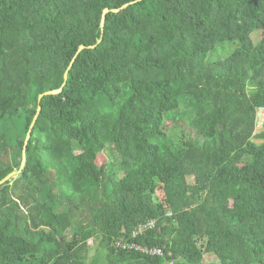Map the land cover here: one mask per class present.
<instances>
[{
  "label": "trees",
  "instance_id": "trees-1",
  "mask_svg": "<svg viewBox=\"0 0 264 264\" xmlns=\"http://www.w3.org/2000/svg\"><path fill=\"white\" fill-rule=\"evenodd\" d=\"M262 109L264 0H0V264H264Z\"/></svg>",
  "mask_w": 264,
  "mask_h": 264
},
{
  "label": "water",
  "instance_id": "water-1",
  "mask_svg": "<svg viewBox=\"0 0 264 264\" xmlns=\"http://www.w3.org/2000/svg\"><path fill=\"white\" fill-rule=\"evenodd\" d=\"M132 3H133V2L126 3V4L122 5V6L119 7V8H112V9H111V8H105V9H104V12H103V15H102V20H101V28H102V31H104V29H105V23H106V19H107V15H108V13H110V12H119L120 10H122V9H124V8H127V7H128L130 4H132ZM101 40H102V37L99 38L98 42H100ZM87 47H96V45L86 46V45L82 44V45L80 46V48H79L77 54H78L79 52H81L83 49L87 48ZM76 57H77V55L74 57V60L76 59ZM74 60H73V62H74ZM71 66H72V64L70 65V67H69L68 70L66 71L64 79H66V78L68 77L69 70H70ZM64 84H65V81L62 83V86H61L60 88H58V89H53V90H49V91H47L46 93L41 94V95H40V98H42L45 94H55V93H60V92L63 90L64 86H65ZM41 110H42V106H41V104H40L39 107H38V112H37V115H36V117H35V120H36V118L38 117V115H39V113L41 112ZM35 120H34V122H35ZM34 122H33V124H32V127L34 126ZM32 127H31V128H32ZM31 133H32V129H30V131H29V133H28V136H27V139H26V142H25V148H24V156H23L22 168L26 165V160H27L26 146L28 145V142H29V140H30ZM19 172H21V170L11 172V173H10L9 175H7L3 180L0 181V184L3 183V182H5L6 180L10 179L11 177L15 176V175H16L17 173H19Z\"/></svg>",
  "mask_w": 264,
  "mask_h": 264
},
{
  "label": "rangeland",
  "instance_id": "rangeland-1",
  "mask_svg": "<svg viewBox=\"0 0 264 264\" xmlns=\"http://www.w3.org/2000/svg\"><path fill=\"white\" fill-rule=\"evenodd\" d=\"M260 33H257V34H254V37L255 38H261L260 37ZM235 48V44L234 43H230V44H227V45H224L223 47H218V49L216 51L217 54L219 56H226L229 52H231V50H233ZM88 90L93 93V90H94V87H92V83H90V80H89V85H88ZM83 108L87 111V112H92L93 110H99L100 108L99 107H96V104L94 102V99L92 98H89L88 100L85 101L84 105H83ZM114 108H117L116 105L114 104L113 105V110H115ZM111 110V109H110ZM261 127V126H260ZM259 130L262 129V128H258ZM258 142H261V140H258ZM77 151H81V149H77ZM113 152L109 151L107 148L104 149V150H101V152L99 153V161L98 163L101 164L103 162H108V161H112L113 160Z\"/></svg>",
  "mask_w": 264,
  "mask_h": 264
},
{
  "label": "built area",
  "instance_id": "built-area-1",
  "mask_svg": "<svg viewBox=\"0 0 264 264\" xmlns=\"http://www.w3.org/2000/svg\"><path fill=\"white\" fill-rule=\"evenodd\" d=\"M260 118H261V119H264V109H262V111H261ZM145 227H146L145 223L140 224V225L137 227V229H135V230H136V233L143 231ZM125 244H128V242H125ZM134 245H137V244H134ZM134 245L132 244V246H134ZM137 246L141 247L140 245H137ZM139 247H138V248H139Z\"/></svg>",
  "mask_w": 264,
  "mask_h": 264
}]
</instances>
